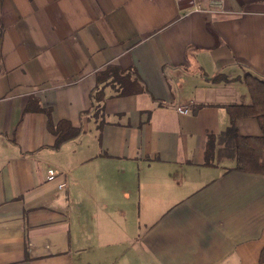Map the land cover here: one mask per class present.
Instances as JSON below:
<instances>
[{
    "label": "crops",
    "instance_id": "crops-1",
    "mask_svg": "<svg viewBox=\"0 0 264 264\" xmlns=\"http://www.w3.org/2000/svg\"><path fill=\"white\" fill-rule=\"evenodd\" d=\"M216 1L0 0V264L259 263L264 174L219 157L244 74L264 78V0ZM112 63L149 92L106 86L97 116ZM49 119L82 133L56 148Z\"/></svg>",
    "mask_w": 264,
    "mask_h": 264
},
{
    "label": "trees",
    "instance_id": "trees-1",
    "mask_svg": "<svg viewBox=\"0 0 264 264\" xmlns=\"http://www.w3.org/2000/svg\"><path fill=\"white\" fill-rule=\"evenodd\" d=\"M217 79H221L218 77ZM247 85L250 101L233 102L227 105L230 123L224 131L227 139L231 140L235 149V169L264 174V78L247 72L243 76ZM111 86L114 96L131 95L141 92H149L147 84L140 76L136 68H124L119 64H109L105 69L97 73V86L93 94L94 109L98 116L104 110L105 87ZM158 104L164 102L155 99ZM202 104H198L194 109H198ZM42 110L41 108H39ZM243 117H255L262 130L261 135H243L238 127V119ZM49 128L57 134L55 147L59 148L64 142L78 137L82 133V128L74 126L68 119L61 120L57 125H53L51 119L48 120ZM217 136L209 134L207 136L205 163L210 164L214 158ZM258 264H264V247L260 253Z\"/></svg>",
    "mask_w": 264,
    "mask_h": 264
},
{
    "label": "rangeland",
    "instance_id": "rangeland-1",
    "mask_svg": "<svg viewBox=\"0 0 264 264\" xmlns=\"http://www.w3.org/2000/svg\"><path fill=\"white\" fill-rule=\"evenodd\" d=\"M223 138L226 140V144L221 149L219 161L224 165H230L235 161V149L231 140L227 139L225 135Z\"/></svg>",
    "mask_w": 264,
    "mask_h": 264
},
{
    "label": "built area",
    "instance_id": "built-area-1",
    "mask_svg": "<svg viewBox=\"0 0 264 264\" xmlns=\"http://www.w3.org/2000/svg\"><path fill=\"white\" fill-rule=\"evenodd\" d=\"M194 1L196 2L197 0H194ZM194 4H195L194 6L196 7V9H202V7L197 2L194 3ZM215 4L218 5V6H221V5H223V0H217L215 2ZM178 109L182 113H188L189 112V108L188 107H178ZM58 175H59V172H58V170L56 168L49 167V169H48V179L49 180H55L58 177ZM64 186H65L64 182L59 184L60 188H62Z\"/></svg>",
    "mask_w": 264,
    "mask_h": 264
},
{
    "label": "water",
    "instance_id": "water-1",
    "mask_svg": "<svg viewBox=\"0 0 264 264\" xmlns=\"http://www.w3.org/2000/svg\"><path fill=\"white\" fill-rule=\"evenodd\" d=\"M189 0H180V3H181V5H182V7L183 6H189V5H192L193 4V2L191 3V4H188V3H186V2H188Z\"/></svg>",
    "mask_w": 264,
    "mask_h": 264
}]
</instances>
